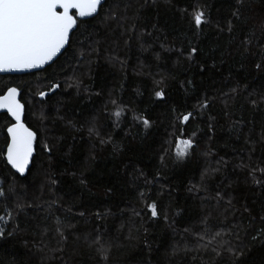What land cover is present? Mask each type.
I'll return each instance as SVG.
<instances>
[{
	"label": "trees",
	"instance_id": "trees-1",
	"mask_svg": "<svg viewBox=\"0 0 264 264\" xmlns=\"http://www.w3.org/2000/svg\"><path fill=\"white\" fill-rule=\"evenodd\" d=\"M84 19L54 62L0 73L37 132L26 175L0 159V264H264V0H106Z\"/></svg>",
	"mask_w": 264,
	"mask_h": 264
},
{
	"label": "snow or ice",
	"instance_id": "snow-or-ice-1",
	"mask_svg": "<svg viewBox=\"0 0 264 264\" xmlns=\"http://www.w3.org/2000/svg\"><path fill=\"white\" fill-rule=\"evenodd\" d=\"M105 2L106 0H0V72L30 71L54 62L63 51L72 45L73 38L80 33L81 25L87 26V20L84 18H95L99 15ZM192 21L197 30L203 24L209 23L206 9L198 7L192 13ZM229 31H231V24ZM196 53L197 48L192 47L188 58L191 59ZM80 55L83 56L84 53L81 52ZM256 67L260 69L261 65L257 64ZM59 87V83L52 84L49 91H55ZM46 95V92H39L40 97ZM18 96L19 89L16 87H9L3 95H0V110H4L14 121L7 126V139L4 147H0V159L23 176L30 171V166L35 165L37 132L24 123V105ZM156 96L162 99L163 90L156 92ZM112 103L116 104V101L113 100ZM252 103L255 104L256 101L253 100ZM206 106L207 101L201 105V107ZM122 112L123 109H118L113 115L118 120ZM191 116V112L183 115L180 118L181 123H186ZM137 119L141 118L137 117ZM141 122L145 129L151 126L146 118L141 119ZM93 131H95L94 127L89 128L90 134ZM104 142L101 141V143ZM175 143V155L178 160L184 159L194 147V141L191 138L177 137ZM43 147L51 154L52 148L49 145L44 144ZM252 171L254 173L257 170ZM259 171L264 173V169H259ZM253 178L255 183H260L255 180V177ZM52 182L55 183L54 180ZM81 183L84 181L82 180ZM6 195L5 190L0 187V198ZM217 195L219 196V193ZM17 207H22V205H17ZM146 208L152 218L159 216L155 201L147 204ZM8 218H12L10 211ZM4 219L5 217L0 215V221ZM3 236L4 229L0 228V238ZM253 239L255 240L256 237ZM100 251L102 258L107 260L106 250L101 249Z\"/></svg>",
	"mask_w": 264,
	"mask_h": 264
},
{
	"label": "water",
	"instance_id": "water-1",
	"mask_svg": "<svg viewBox=\"0 0 264 264\" xmlns=\"http://www.w3.org/2000/svg\"><path fill=\"white\" fill-rule=\"evenodd\" d=\"M33 70H35V69H33ZM13 72H27V71H13ZM0 73H5V72H0ZM7 91V90H6ZM5 91V92H6ZM4 94V93H3ZM2 94V95H3ZM18 99L20 100V96H18ZM20 102H21V100H20ZM22 103V102H21ZM23 104V103H22ZM0 113H6L4 110H0ZM9 118L12 120V122H14L13 121V119L9 116ZM25 123V122H24ZM6 132H7V130H6ZM10 168H11V166L10 165H8ZM14 172H15V170L14 169H12ZM16 173V172H15ZM19 176H21L19 173H17ZM24 175H26V173L24 174ZM23 175V176H24Z\"/></svg>",
	"mask_w": 264,
	"mask_h": 264
},
{
	"label": "rangeland",
	"instance_id": "rangeland-1",
	"mask_svg": "<svg viewBox=\"0 0 264 264\" xmlns=\"http://www.w3.org/2000/svg\"><path fill=\"white\" fill-rule=\"evenodd\" d=\"M0 215L4 216L3 214H0ZM5 221H6V217H5V219L3 221H0V228H3L4 227Z\"/></svg>",
	"mask_w": 264,
	"mask_h": 264
}]
</instances>
